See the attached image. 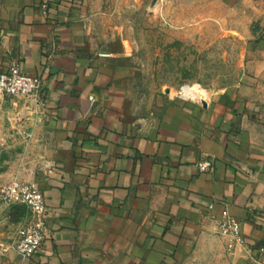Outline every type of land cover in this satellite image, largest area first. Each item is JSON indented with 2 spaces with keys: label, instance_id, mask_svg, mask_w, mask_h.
I'll return each instance as SVG.
<instances>
[{
  "label": "crops",
  "instance_id": "obj_1",
  "mask_svg": "<svg viewBox=\"0 0 264 264\" xmlns=\"http://www.w3.org/2000/svg\"><path fill=\"white\" fill-rule=\"evenodd\" d=\"M117 1L0 0V71L16 61L44 91L40 106L0 94V185L33 181L45 204L26 259L14 247L29 211L0 205V264H264V15L226 95L139 119L103 28Z\"/></svg>",
  "mask_w": 264,
  "mask_h": 264
},
{
  "label": "rangeland",
  "instance_id": "obj_2",
  "mask_svg": "<svg viewBox=\"0 0 264 264\" xmlns=\"http://www.w3.org/2000/svg\"><path fill=\"white\" fill-rule=\"evenodd\" d=\"M150 2L118 0L103 26L116 33L107 47L129 113L152 118L173 101L200 104L226 95L241 71L245 33L257 28L254 11L264 15V0H160L147 11Z\"/></svg>",
  "mask_w": 264,
  "mask_h": 264
},
{
  "label": "built area",
  "instance_id": "obj_3",
  "mask_svg": "<svg viewBox=\"0 0 264 264\" xmlns=\"http://www.w3.org/2000/svg\"><path fill=\"white\" fill-rule=\"evenodd\" d=\"M40 8L45 10L48 0H39ZM0 94L31 100L40 106L43 101V81L40 77L25 75L16 61L10 62L0 71ZM199 171L212 169V160L204 158L196 163ZM24 205L29 211V218L20 231L15 243V251L21 259L31 257L41 246L44 239L45 204L38 185L33 181L13 179L0 185V205ZM219 233L230 238L229 248L241 245L239 222L229 216L218 221Z\"/></svg>",
  "mask_w": 264,
  "mask_h": 264
},
{
  "label": "water",
  "instance_id": "obj_4",
  "mask_svg": "<svg viewBox=\"0 0 264 264\" xmlns=\"http://www.w3.org/2000/svg\"><path fill=\"white\" fill-rule=\"evenodd\" d=\"M156 3H157V0H151L150 5L148 7V11H152L155 8ZM165 92L169 93L170 91H169V89H166ZM200 104L203 107H205L206 106L205 100L204 99H200Z\"/></svg>",
  "mask_w": 264,
  "mask_h": 264
},
{
  "label": "bare ground",
  "instance_id": "obj_5",
  "mask_svg": "<svg viewBox=\"0 0 264 264\" xmlns=\"http://www.w3.org/2000/svg\"><path fill=\"white\" fill-rule=\"evenodd\" d=\"M188 88V87H187ZM180 94L183 96V89L180 91ZM200 101V100H199Z\"/></svg>",
  "mask_w": 264,
  "mask_h": 264
}]
</instances>
